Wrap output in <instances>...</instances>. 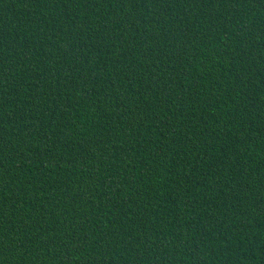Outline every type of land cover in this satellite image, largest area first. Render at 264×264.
<instances>
[{"label": "trees", "instance_id": "16d2710c", "mask_svg": "<svg viewBox=\"0 0 264 264\" xmlns=\"http://www.w3.org/2000/svg\"><path fill=\"white\" fill-rule=\"evenodd\" d=\"M0 264H264V0H0Z\"/></svg>", "mask_w": 264, "mask_h": 264}]
</instances>
